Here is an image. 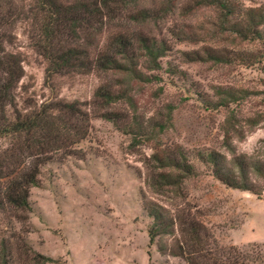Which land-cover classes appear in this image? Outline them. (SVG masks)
Wrapping results in <instances>:
<instances>
[{
    "label": "rangeland",
    "instance_id": "rangeland-1",
    "mask_svg": "<svg viewBox=\"0 0 264 264\" xmlns=\"http://www.w3.org/2000/svg\"><path fill=\"white\" fill-rule=\"evenodd\" d=\"M241 3L264 15V0ZM169 5L147 0L141 6L158 16L128 21L131 32L166 43L157 67L140 55L138 77L94 68L47 83L29 23L15 24L5 49L23 59L18 109L71 106L85 135L49 154L30 190L31 210L0 212V259L7 246L10 264H264V180L253 171L264 166V24L262 39L250 40L225 31L214 7ZM214 52L225 60L211 59ZM103 88L118 98L108 102L98 95ZM8 145L0 140V150ZM210 151L231 171L244 158L260 194L216 178L203 159ZM168 156L185 157L192 173L165 165ZM149 204L173 219L153 242ZM192 223L201 248L190 246Z\"/></svg>",
    "mask_w": 264,
    "mask_h": 264
},
{
    "label": "trees",
    "instance_id": "trees-1",
    "mask_svg": "<svg viewBox=\"0 0 264 264\" xmlns=\"http://www.w3.org/2000/svg\"><path fill=\"white\" fill-rule=\"evenodd\" d=\"M146 1L0 0V140L9 141L8 147L0 150V212L31 210L30 190L38 185L41 167L50 159L49 154L67 150L85 135L83 129L73 124L71 106L69 112L47 104L25 112L18 109L16 90L25 75L23 59L20 54L9 53L5 49V44L15 39V24L19 21L29 23L34 48L46 61L47 83H52L56 76L94 68L131 72L138 77L140 73L135 62L140 59V55H146L157 67L158 59L166 51L165 42L129 30L128 21L146 22L158 16L156 10L141 6ZM167 1L171 9L173 0ZM194 2L198 7L218 9L222 13L225 31L250 40L262 39L260 27L264 24V15L255 8L243 6L241 0ZM138 51H142L141 54ZM210 57L218 61L225 60L224 55L216 52L210 53ZM238 58L243 62L249 60L242 54ZM98 91V95L108 102L118 98L111 88ZM115 114L107 112L108 119L114 121ZM203 159L212 165L214 176L228 187L260 194L253 185L244 158L237 159L238 171L229 170L219 152L210 151ZM166 163L167 166L181 167L189 173L193 171L185 157L168 156ZM253 171L264 180V166L255 165ZM146 208L154 219L149 230L153 242L159 234L169 233L173 219L156 204H149ZM198 230L199 226L192 223L191 232L195 238L194 244H188L191 247L201 248L203 245ZM180 248L183 249L182 246ZM5 249L0 264L11 262ZM182 253L185 254V251L182 250ZM36 258L44 262L52 261L42 255Z\"/></svg>",
    "mask_w": 264,
    "mask_h": 264
}]
</instances>
